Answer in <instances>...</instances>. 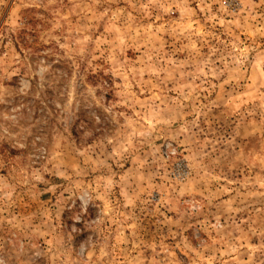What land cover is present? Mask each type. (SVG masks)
I'll return each mask as SVG.
<instances>
[{
	"label": "rangeland",
	"instance_id": "374dc122",
	"mask_svg": "<svg viewBox=\"0 0 264 264\" xmlns=\"http://www.w3.org/2000/svg\"><path fill=\"white\" fill-rule=\"evenodd\" d=\"M0 264H264V0H0Z\"/></svg>",
	"mask_w": 264,
	"mask_h": 264
}]
</instances>
